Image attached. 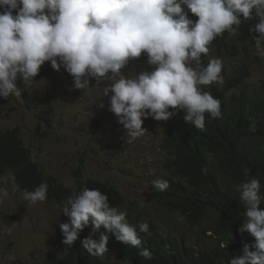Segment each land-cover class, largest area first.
Returning a JSON list of instances; mask_svg holds the SVG:
<instances>
[{"label": "clouds", "instance_id": "1", "mask_svg": "<svg viewBox=\"0 0 264 264\" xmlns=\"http://www.w3.org/2000/svg\"><path fill=\"white\" fill-rule=\"evenodd\" d=\"M253 17L257 20L249 28L253 39H243L239 35L242 22ZM232 34L242 43L255 42L258 52L264 54V0H0V99L23 97L15 83L22 80L28 94L39 93L38 107L23 100L27 108L38 112V128L48 131L53 111L40 109V92L29 93L24 87V83L39 79L35 77L41 66L49 74L40 78L51 75L45 62L54 70L63 68L75 89L87 90L92 80L96 84L107 80L110 83L103 92L106 107L124 129L125 143L131 144L145 134L142 125L147 119L156 120L163 128V167L168 176L151 182L157 207L185 218L191 225H200L202 231L218 214L190 222L182 214L180 190L191 178L200 186L204 165L219 182L232 172L238 173L236 186L245 217L238 231L248 232L255 242L245 243L242 254L231 257L229 264H264L260 195L264 188V83L257 92L241 91L249 76L248 66L236 68L223 80L222 59L209 60L211 51L221 54L229 48ZM140 63L144 70L131 76V69ZM46 110L51 111L48 122L40 118ZM0 128L17 129L22 147L32 159L18 126ZM7 174L23 191L25 201L35 204L47 199L54 203L48 198L47 182L29 191L19 186L14 166L0 167V180ZM89 181L105 184L106 191L99 187L81 190L79 184V193L69 197L63 207L58 206L70 217L69 222L59 224L66 253L59 256L48 252L46 264L49 253L66 255L78 235L84 237L82 248L98 257L100 264L114 254L133 264L122 251L129 248L143 257L142 264H153L149 261L153 252L143 247L144 242L166 249L160 239L180 237L162 234L152 223H140L132 214L118 210L125 195L114 185ZM204 200L210 209L226 203ZM239 232L222 240V247L244 241ZM202 236L205 246L211 243ZM207 236L215 234L209 230ZM187 245L198 252L192 250L196 256L205 250V246Z\"/></svg>", "mask_w": 264, "mask_h": 264}, {"label": "rangeland", "instance_id": "2", "mask_svg": "<svg viewBox=\"0 0 264 264\" xmlns=\"http://www.w3.org/2000/svg\"><path fill=\"white\" fill-rule=\"evenodd\" d=\"M228 44L221 54L211 51L209 60L222 59L223 80L236 68L248 66L249 76L240 89L257 92L264 83V54L258 52L255 42L242 43L235 34ZM43 65L50 68L49 77L23 83L29 93L40 92V109L53 111L52 127L48 131L38 128V112L26 107L22 95L0 99V126H18L32 159L70 187L74 196L79 193L80 182H108L125 195L118 210L132 214L140 223H152L162 234L174 233L190 245L204 247L200 225H191L155 204L156 189L151 182L168 176L163 167L162 126L147 119L142 125L145 134L131 144L125 143L124 129L106 107L108 100L103 92L110 82L96 84L92 80L87 90L75 89L72 77L63 68L54 70L50 62ZM143 70L140 63L130 75ZM69 221L62 208L47 199L35 204L25 201L23 191L7 174L0 180V264H46L48 252L65 254L67 245L62 243L59 224ZM105 264L126 263L114 254L105 259Z\"/></svg>", "mask_w": 264, "mask_h": 264}, {"label": "trees", "instance_id": "3", "mask_svg": "<svg viewBox=\"0 0 264 264\" xmlns=\"http://www.w3.org/2000/svg\"><path fill=\"white\" fill-rule=\"evenodd\" d=\"M190 17L194 15L189 13ZM257 22L256 18L243 20V26L240 28V37L243 39H253L249 28ZM259 35L258 33H254ZM49 70L41 66L39 74L35 78L47 76ZM16 86L22 90L23 97L28 106L38 107L40 104V97L38 92L28 94L23 89L22 80H17ZM51 111H42L40 118L42 121H49ZM256 121V118H255ZM182 143L187 141L180 139ZM264 161V159H263ZM14 166L18 171V184L24 190L32 191L42 182L48 184V198L59 206L63 207L64 203L69 197H74L70 188L65 186L53 174L44 171L38 163L31 159L30 152L22 147V140L19 136L17 129L4 131L0 128V167ZM187 166H192L186 164ZM202 182L200 186L195 185L193 179L187 181V186L180 190V207L182 214L190 222H200L204 216H212L218 214V217L212 218L207 227L204 226L201 233L206 236L211 243L206 244L205 250L195 255V251L191 246L180 237H168L160 242L166 249H161L157 245L144 242V248H149L152 252V258L149 261L153 264H229V260L236 254H242V248L245 243L249 245L254 244L255 238L248 232L241 234L238 229L244 222L245 217L242 215L244 207L239 200V192L237 191V175L238 173L232 172L229 178L219 182L216 178H212L209 170L204 165L200 170ZM193 177V176H192ZM178 187L180 184H176ZM105 184L98 181H89L87 184L80 183V189L87 187L93 189L99 187L101 190L106 191ZM261 195V207L264 208V188ZM222 200V203L217 209H210L204 199ZM222 223H225L222 225ZM212 230L215 236H207V231ZM240 233L244 239L241 243L226 244L227 247H222V240H229L230 236ZM84 239L78 235L77 240L72 246H68V252L62 257H58L53 253L47 256V264H100L98 257L90 256L82 248L81 241ZM165 242V243H164ZM189 248V249H188ZM193 250V251H192ZM250 250H254L250 248ZM124 254L133 264H142L143 257L139 256L136 249H124ZM196 252V251H195ZM198 253V252H196Z\"/></svg>", "mask_w": 264, "mask_h": 264}]
</instances>
